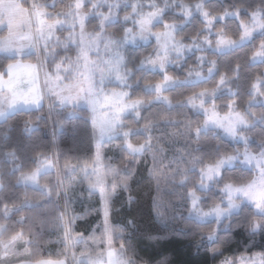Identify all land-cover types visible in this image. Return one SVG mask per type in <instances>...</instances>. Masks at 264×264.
<instances>
[{
    "label": "trees",
    "instance_id": "trees-1",
    "mask_svg": "<svg viewBox=\"0 0 264 264\" xmlns=\"http://www.w3.org/2000/svg\"><path fill=\"white\" fill-rule=\"evenodd\" d=\"M52 1L58 8L69 2L40 0ZM142 1L153 4L146 11L167 6L153 31L176 26L175 37L185 46L204 38L212 44L219 37L238 41L243 34L242 24H249L256 12L261 13L264 23V0ZM198 4L203 5L209 18L236 16L215 20L208 31L201 13L193 11L189 20L180 13L183 6L194 10ZM120 13L124 15L122 10ZM95 19L90 18L89 30ZM131 27L130 22L118 20L115 27L109 24V31L114 39H121ZM261 45L264 28L235 49L224 53L205 49L201 52L204 60L199 58L200 52H194L176 59L163 71L140 68L143 60L155 55V41L124 49L128 100L144 104L122 117L116 136L101 145V156L110 194L112 246L130 264H156L163 256L170 257L169 264H213L208 249L222 245L218 241L208 242L207 233L219 224L223 237V225L229 223V218L221 223L198 222L191 216L190 193L197 195L204 211L218 206L226 208L224 184L246 183L258 176L255 170L235 164L224 167L223 175L220 172L207 190L198 188L202 171L222 158L236 157L245 151L252 154L264 151V87L258 94L253 93L254 85L264 79V59L252 60ZM7 62L10 61L5 55H0V66ZM31 62L35 63V59ZM166 76L176 83L162 92L169 105L154 102L157 93L148 90L149 86L164 82ZM199 76L202 79L196 81ZM221 81L223 90L207 106H212L219 115L233 111L241 114L249 123L240 130L246 144L217 129L199 131L206 117L187 105L199 93L219 88ZM108 87L122 90L118 85ZM72 112L77 115L71 116ZM127 143L144 149L140 154H130ZM8 153L14 155L13 161L7 159ZM52 158L58 172H65L62 175L65 191L59 189L55 171L39 176V185L47 187L48 194L19 185L20 175L33 173L43 160ZM94 160V129L85 108L43 106L35 111H18L0 122V229H3L0 239L7 241L19 235L27 240L28 255L19 259L66 260L70 264L61 216L63 204L70 232L80 238L74 255L93 259L106 256L100 197L89 191L83 181H77L81 168L92 165ZM71 166L76 172L66 173ZM243 204L247 222L242 224V230L264 225V217L256 214L253 206ZM235 222L233 219L232 223ZM243 250L239 240L227 248L229 253Z\"/></svg>",
    "mask_w": 264,
    "mask_h": 264
},
{
    "label": "snow or ice",
    "instance_id": "snow-or-ice-1",
    "mask_svg": "<svg viewBox=\"0 0 264 264\" xmlns=\"http://www.w3.org/2000/svg\"><path fill=\"white\" fill-rule=\"evenodd\" d=\"M26 3L28 0H0V26L7 25V35L0 37V53H5V59L10 61L0 66V98L8 99L12 106L20 101L26 105L42 106L46 90L61 102L83 99L92 106L93 124L100 129L99 146L108 121L106 118L98 120L95 115L97 108L113 106L118 119L119 113L130 107L123 102L126 92L105 87L110 78L123 79L122 57L117 41L109 31V21L115 27L118 19H129L119 11L121 0H69L59 8L56 2L49 4L32 0L25 7ZM103 5L107 6V11ZM93 17L96 23L89 30L90 18ZM150 23V18L141 17L139 31L129 30L126 39L145 36L150 31ZM156 35L159 38L161 33ZM32 58L35 63L31 62ZM225 159L231 160L232 157ZM95 162L101 163L99 152ZM223 163L221 160L218 167H222ZM93 187L103 191L99 173ZM223 192L226 194L229 223L223 225V237L219 224L207 233L210 242L218 241L222 245L208 249L213 264H264V225L256 224L251 229L242 230L247 214L245 205L236 203L239 195L254 207L256 214L264 217V167L257 179L239 184L226 183ZM192 205L198 215L209 214L200 209L196 199H193ZM212 212L222 217L225 209L218 206ZM233 219L235 223H232ZM236 240L243 243L244 250L227 252ZM108 255L111 258V249ZM169 260L170 257L163 256L156 264H169ZM89 264H104V261L90 257Z\"/></svg>",
    "mask_w": 264,
    "mask_h": 264
},
{
    "label": "rangeland",
    "instance_id": "rangeland-1",
    "mask_svg": "<svg viewBox=\"0 0 264 264\" xmlns=\"http://www.w3.org/2000/svg\"><path fill=\"white\" fill-rule=\"evenodd\" d=\"M31 2L32 0H28L27 6ZM37 2H40V0H37ZM53 2L54 1L46 2V3L51 4ZM152 6L153 4L145 3L142 0H121L119 11L122 10L124 12L123 13L124 15L129 16V19L125 22H130L132 24V27L126 30L124 36L121 39H114L115 41H117L118 51L120 52L121 57H122L121 75L123 79L118 80L116 78H110L106 82L105 87L106 89L114 90L116 92H121V91L126 92L127 96L123 98V102L127 105H130V107L125 108V110L122 113H119L118 119H117V114L115 113L113 106L109 105L106 107L97 108L95 115L98 117V120L106 118L108 121L106 125L107 131L105 132L99 146H97V139L100 136V129L99 127L93 124L94 113L92 112V106L83 99L81 100L69 99V100H65L61 102L56 96L48 94L46 90L44 91L45 103L47 104L49 108L53 106H61V107H71L75 109L85 108L89 111L90 121L94 129L95 157H96L97 152H99V155L101 157V163H97L94 160L92 165L82 167L81 170L77 173L78 174L77 181L79 182L83 181L85 183L86 188L89 191H91L92 193H97L100 197L101 210H102V215H103V224H104V228L108 229V231L105 232L107 250L108 252H109V249H111L112 251L111 258L106 252L108 258L104 257L103 259L104 260L107 259V261L110 263L117 261L118 264H130L124 258V256H122V253L115 250L112 246L113 236H112V229H111V223H110V194L108 192V186H107L104 166L102 162L101 145L106 140L112 139L113 137L116 136V132H115L116 128L119 126L123 116L131 112H136L144 104V102L140 100H135V101L128 100L129 94L127 91H125V88L128 86V83H127L128 76H127L126 71L124 70V60H125L124 49L127 48L128 46H136L138 44H147L150 41H155L156 43L155 55L152 58H147L143 60L141 62L140 68L147 70V71L148 70L163 71L167 66L172 64L176 59L186 58V56L194 52H200L199 58L204 60V53H201V52L205 49H210L217 53H224L232 49H235L247 43L253 37L254 34L261 32L262 29L264 28V23L261 19V13L256 12L252 14V20L249 24H242L243 34L238 41H234L232 39H228L224 37H219L216 40V42L212 44L211 40H209L208 38H204L203 40L196 42L193 45L185 46V45L180 44V42L175 37V32L177 30L176 26L168 25L166 29L162 32L153 31V27L161 21V17L167 6H165V8L163 9L154 8L152 11L145 10L146 7L150 8ZM102 7L107 11L106 5H103ZM48 10L52 11L51 8H49ZM127 10H130V11L127 12ZM193 11L201 13L204 21L206 22V25H207L206 29L208 31L211 30L212 25L215 22V20H223L226 17L236 16L235 14H230V15L220 16L218 18H209L206 15V12L204 11L202 4L196 5L194 10H191L189 6H183L180 13H182L185 16L186 20H189L192 17ZM141 17L150 18L151 20V23L149 25L150 31L147 32L145 36H137L134 40L126 39L129 30L132 32L139 31L138 23ZM109 24H112V22L109 21ZM5 33L7 35V32ZM156 33H161V36L158 38ZM165 52L167 53V55H165ZM158 57H160L161 59H157ZM263 59H264V45H261L260 50L254 55L252 60L253 62H260ZM201 79L202 77L199 76L196 79V81L201 80ZM175 84L176 83L173 80L166 79L162 83L156 84L154 86H149L148 90L157 93V98L154 100V102H162V103L169 105V102L162 95V92L168 89L169 87H172ZM223 84H224V81H221L219 88L213 91H210V92L199 93L197 96L191 98L187 102V105L192 108H195L199 112H202L206 117L199 131H206L208 129H217V130H220L228 138L234 141L243 142L246 144L247 139L244 138L243 134L240 133V130L248 127L249 123L241 114L235 113L233 111L226 115H219L217 112H215L212 106H207V103L212 102L216 98V96L223 90L222 88ZM109 85H118L122 88V90L109 88L108 87ZM262 87H264V79L257 82L254 85V88H253L254 95L258 94L261 91ZM263 103H264V100H263ZM70 115L75 116L77 114L72 112ZM129 145L131 144L127 143L126 148L130 154H140L144 149L143 146L131 145L132 147H129ZM13 157L14 155L12 153L7 154V159L9 161H11ZM225 158L221 159L224 161L222 167H218L219 162L221 161L220 160L217 164L213 166H208L202 171L201 173L202 183L198 185V188L200 190H207L210 187V184L212 183V181L219 176L221 170L226 166H233L235 164H241L242 166L248 169L255 170L258 176H259L260 169L264 167V151H262L259 154H252L251 152L245 151L241 153L239 156L232 157L231 160H227ZM45 164L46 166L44 168H39L32 175H26V174L20 175L19 185L37 187L43 193L48 194L49 192L48 188L45 186H40L39 181L36 182L34 178L40 175L41 173L44 174L43 172H46V171L48 172L55 171L57 173L58 166L54 158L46 160V162H44V165ZM40 167H43V164ZM67 170L68 171H66V173H70V174H73L74 172H76V168L73 166H71ZM98 173L100 174L101 187L103 188V191H100L93 187V185L96 184ZM64 174L61 173V171L60 173L58 172L57 174L59 178V189L62 191L63 190L65 191V187L63 184V178H62V175ZM190 197H191V216L192 218L196 219L198 222L216 220L218 223H221L224 219L229 218L227 200H225L224 202V204L226 205V208H224L225 212L222 217H218L217 215H215L212 212L213 209L210 211L202 210L203 212H206L209 214L201 216V215H198L195 211H193V205H192L193 199H196L197 204L199 205V198L194 192L190 193ZM236 203L237 204L248 203V201L245 198H241L238 195L236 198ZM61 216L63 219L64 228H65V243H66L69 257H70L69 263L70 264L71 263L79 264L80 262L89 263L90 257L84 256V255L75 256L73 253L74 247L80 242V238L72 236L70 232L69 225L67 223V211H66L65 204H63V207L61 208ZM2 231L3 229H0V235ZM206 239L208 242H210L207 236H206ZM27 245H28L27 240L23 239L19 235L7 241L0 239V262L2 261L5 264H8L18 258H25L28 255ZM119 261H121V263Z\"/></svg>",
    "mask_w": 264,
    "mask_h": 264
},
{
    "label": "crops",
    "instance_id": "crops-1",
    "mask_svg": "<svg viewBox=\"0 0 264 264\" xmlns=\"http://www.w3.org/2000/svg\"><path fill=\"white\" fill-rule=\"evenodd\" d=\"M23 1V0H22ZM6 28H7V25H4V26H0V37H3L2 35L6 36ZM0 55H5V53H0ZM45 97L43 95V102H42V106L41 105H36V106H33V105H26L23 101H20L18 102L15 106H12L10 105V102L8 99H5V98H0V122L4 121L8 116L18 112V111H35V110H39L41 109L44 105H45ZM12 161L14 160V158L11 159ZM44 162H46V160L42 161L41 165L43 164V167H38L39 168H44L46 166V164L44 165ZM48 162V161H47ZM37 169V170H38ZM37 170H35L33 173L31 174H26V175H32L34 174ZM48 171L46 172H43V173H47ZM42 175V173L40 174ZM38 175L37 177H35L34 179L36 180V182L39 181V176ZM20 177V176H19ZM34 188H37V187H34ZM39 189V188H38ZM107 253H108V250H107ZM105 258H108L107 257V254L105 256ZM109 260V259H108ZM55 261H61V262H66V264H68V262L66 260H41V261H37V262H32L30 260H27V259H16L14 260L13 262L11 263H8V264H50V262H55ZM104 264H118V262H113V263H110L106 260H104ZM121 263V261H119ZM4 262H0V264H3ZM5 264V263H4ZM89 264V263H88Z\"/></svg>",
    "mask_w": 264,
    "mask_h": 264
}]
</instances>
